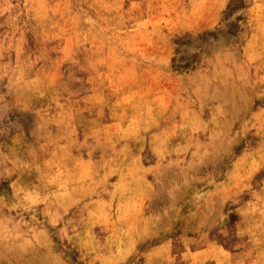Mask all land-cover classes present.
I'll list each match as a JSON object with an SVG mask.
<instances>
[{"label":"rangeland","instance_id":"1","mask_svg":"<svg viewBox=\"0 0 264 264\" xmlns=\"http://www.w3.org/2000/svg\"><path fill=\"white\" fill-rule=\"evenodd\" d=\"M233 263L264 264V0H0V264Z\"/></svg>","mask_w":264,"mask_h":264},{"label":"bare ground","instance_id":"2","mask_svg":"<svg viewBox=\"0 0 264 264\" xmlns=\"http://www.w3.org/2000/svg\"><path fill=\"white\" fill-rule=\"evenodd\" d=\"M255 38V37H254ZM212 49H214L213 47H211ZM215 51V50H214ZM243 91V90H242ZM241 92H239V94H240ZM237 103V102H236ZM235 103V101H234V104L232 105V107L233 108H236L237 106H238V104H236ZM238 112V111H237ZM156 117H158V116H156ZM158 119V118H157ZM149 120V119H148ZM150 122V121H149ZM170 123V122H169ZM149 124H151V123H149ZM163 124V123H162ZM146 128H147V126H145ZM166 128V127H165ZM184 128V127H183ZM153 130V129H152ZM161 130V129H160ZM133 131V130H132ZM156 132V131H155ZM160 131H158V133H159ZM132 133V132H131ZM158 133H155V135L157 134V135H160V134H158ZM179 133V132H178ZM182 134V133H181ZM127 137V136H126ZM137 137V136H136ZM145 137V136H144ZM159 137V136H158ZM157 137V138H158ZM205 140H208V139H206V138H204ZM162 140V139H161ZM163 140H164V138H163ZM184 140V139H183ZM180 141V140H179ZM213 140H212V138H210V140L207 142V143H203V145H204V147H205V149H206V147L208 148V146H210V144H211V142H212ZM160 142V141H159ZM186 144V143H185ZM128 145V144H127ZM129 146V145H128ZM150 146V145H149ZM185 146V145H184ZM123 147V146H122ZM160 147V146H159ZM183 147V146H182ZM154 148V147H153ZM187 148V147H186ZM185 147H184V149H186ZM175 149V148H174ZM177 149V148H176ZM194 150V149H193ZM152 151V150H151ZM159 151V150H158ZM203 152V151H202ZM191 154H192V152H191ZM199 154H201V153H199ZM205 154H207L208 155V152L206 151V150H204V155ZM195 155V154H194ZM117 168V167H116ZM122 168V167H121ZM93 172H95V171H93ZM256 208V207H255ZM3 247V246H2ZM1 247V248H2ZM223 249V248H222ZM221 253H223L222 252V250H221ZM229 253V252H228ZM234 255H235V253H233ZM222 255V254H221ZM6 256V255H5ZM230 256H231V254H230ZM223 257V256H222ZM13 258V257H12ZM221 259V258H220ZM231 259V258H230ZM234 259V258H233ZM233 259H232V261H233ZM14 260V259H13ZM25 260V259H24ZM235 260V259H234ZM28 261V260H27ZM229 262V261H228ZM234 264V263H233ZM243 264V263H242Z\"/></svg>","mask_w":264,"mask_h":264}]
</instances>
